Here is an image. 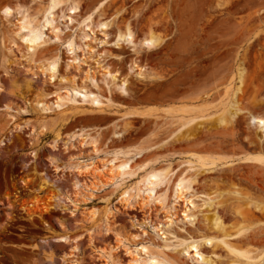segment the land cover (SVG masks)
<instances>
[{
  "label": "rangeland",
  "instance_id": "374dc122",
  "mask_svg": "<svg viewBox=\"0 0 264 264\" xmlns=\"http://www.w3.org/2000/svg\"><path fill=\"white\" fill-rule=\"evenodd\" d=\"M48 2L0 0V264H264V0Z\"/></svg>",
  "mask_w": 264,
  "mask_h": 264
},
{
  "label": "bare ground",
  "instance_id": "6f19581e",
  "mask_svg": "<svg viewBox=\"0 0 264 264\" xmlns=\"http://www.w3.org/2000/svg\"><path fill=\"white\" fill-rule=\"evenodd\" d=\"M61 0H49L47 6H46V10L45 11H50L51 9H53ZM77 10V4L73 1V2H70L69 4V7L67 9V13H72V12H75ZM14 11L12 10L11 7L9 6H4L2 8V13L3 15L5 16V18L7 19L11 12ZM25 17H23V22H22V25L20 26V28H26L29 24V22L25 21L24 20ZM69 19V17L67 18ZM46 23V24H44ZM51 24V21L48 19V18H45L43 21H42V26H47ZM102 24L105 25V22H103ZM51 29V32H54L55 31V26H52L50 27ZM43 33V31L41 29H38V28H30L28 33L24 36H21L25 41L28 42L29 45H27V49L28 48H35V46H38V40L40 39L41 37V34ZM56 35V34H55ZM119 36H128V38H130V41H132V43L134 45H137L138 42H136L137 39H134V35L132 33L131 30H128L125 32V34L123 33H119ZM138 41V40H137ZM155 42L154 38L153 37H149V38H143L142 39V44H145V45H152L153 43ZM69 47L72 48V45H73V41H70L69 42ZM39 57L41 58H45L47 60H49L46 68L47 70H52L54 72V64H52L51 66V63H54L56 60H57V56L55 55V53L51 52L50 50H40L39 53L37 54ZM124 80V78L122 79ZM30 80L28 79H23L22 81H18V80H14L12 82V87H15V88H19L21 85H24L25 87L29 88L30 87ZM239 89V88H238ZM88 92V91H87ZM86 95V94H85ZM42 98V95L41 93H37L35 95V99L37 101H39L40 99ZM250 119H252V124L255 126V128H258L260 129V131L262 132L263 134V137H264V115H261L260 113H257V114H251L250 115ZM127 165V160L126 159H123L117 166H116V170H117V174L120 175H124V174H130V173H133L136 169H137V166H134L133 168H129V170H125V171H122L123 167H126ZM159 173H162V171L160 169H157V168H151L149 171H147L146 173V176L145 178H143V180L145 179L148 182H152V178L156 175H158ZM44 182H46V180H44ZM178 187L180 189H178V197L181 196L180 192L181 189H182V186H181V181L180 183H178ZM61 197V192H59L58 190H50L48 195H46L45 199H41L39 197H35L34 198V201L37 202L38 204L39 203H42V205L44 207H48V206H53L55 204L58 203L59 199ZM89 214L90 216H93L95 215V209H92L89 211ZM216 219V224L217 226H219L218 228L222 230V234L223 236H229L231 234L227 233L226 231H223L224 228L221 226V222L220 221H217L218 217L216 216L215 217ZM245 225L243 224H238L237 225V228L235 229V233L236 235H241L244 231H245ZM207 241H211L212 238L210 237H205L203 238ZM226 244H228L229 242L228 241H224ZM229 247L231 248H234V247H238V250L237 253L239 255H242V256H245L247 259H246V263H249L251 261V259L253 258L248 249L243 247V243H234V244H231L229 243L228 244ZM192 247H195L194 245H192ZM142 248H146L145 246H142ZM195 251L197 254H200L199 250H197V248L195 247ZM171 264H177L175 262H172Z\"/></svg>",
  "mask_w": 264,
  "mask_h": 264
}]
</instances>
